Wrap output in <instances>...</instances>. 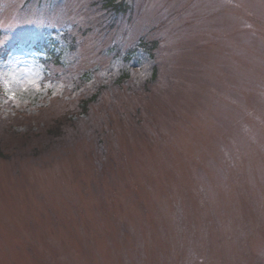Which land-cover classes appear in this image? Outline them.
Wrapping results in <instances>:
<instances>
[{"label":"rangeland","instance_id":"obj_1","mask_svg":"<svg viewBox=\"0 0 264 264\" xmlns=\"http://www.w3.org/2000/svg\"><path fill=\"white\" fill-rule=\"evenodd\" d=\"M0 264H264V0H0Z\"/></svg>","mask_w":264,"mask_h":264},{"label":"snow or ice","instance_id":"obj_2","mask_svg":"<svg viewBox=\"0 0 264 264\" xmlns=\"http://www.w3.org/2000/svg\"><path fill=\"white\" fill-rule=\"evenodd\" d=\"M37 87H38V86H37ZM10 95L12 96L13 99H15L16 96H17V93L13 92V93H11Z\"/></svg>","mask_w":264,"mask_h":264},{"label":"trees","instance_id":"obj_3","mask_svg":"<svg viewBox=\"0 0 264 264\" xmlns=\"http://www.w3.org/2000/svg\"><path fill=\"white\" fill-rule=\"evenodd\" d=\"M154 75H155V73H154Z\"/></svg>","mask_w":264,"mask_h":264}]
</instances>
